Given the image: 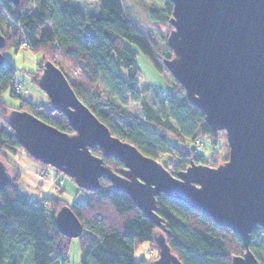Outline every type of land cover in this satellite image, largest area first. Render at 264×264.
Listing matches in <instances>:
<instances>
[{"label": "trees", "instance_id": "1", "mask_svg": "<svg viewBox=\"0 0 264 264\" xmlns=\"http://www.w3.org/2000/svg\"><path fill=\"white\" fill-rule=\"evenodd\" d=\"M88 1L99 8L85 16L71 0H19L17 5L0 0V31L6 41L2 54L25 45L33 53L41 54L44 63H54L78 99L112 135L158 160L174 176L192 164L217 167L225 162L219 158L217 141L212 142L207 157L196 145L206 137L215 138L204 114L190 102L183 86L164 65L165 60L173 57L168 37L163 38L154 29L160 41L162 38L161 43L158 36L156 40L154 34L139 27L125 11L122 0ZM156 2L158 6H151V22L169 25L171 32L173 3ZM128 44H134L156 70L169 75L167 91L140 79L137 53ZM5 59L0 67V159L5 162L7 158L13 170L12 182L0 191V264H66L72 239L60 233L55 216L67 204L60 198H49L42 205L20 193V172L7 152L24 150L8 116L13 110L27 111L63 132L73 134L74 130L68 118L51 104H34L14 94L20 102L15 109L2 99L4 92L13 93L20 85L15 79L16 67L6 56ZM42 70L40 66L32 73L36 86ZM129 102L140 105L139 115L126 108ZM92 153L102 157L105 165L116 172L124 168L118 160L105 158L98 147ZM162 156H170L171 160L164 162ZM40 164L45 169L49 167ZM86 192L88 199L84 203L67 205L84 228L77 238L80 264H151L155 258L149 262L136 260L135 252L147 241L159 252L154 238L162 230L144 216L129 195L113 189L108 180L101 179L96 191ZM156 213L165 226L167 243L183 264H232L233 257L245 253L244 244L235 233L217 226L179 200L158 196ZM249 248L259 264H264L262 228L252 233Z\"/></svg>", "mask_w": 264, "mask_h": 264}, {"label": "water", "instance_id": "2", "mask_svg": "<svg viewBox=\"0 0 264 264\" xmlns=\"http://www.w3.org/2000/svg\"><path fill=\"white\" fill-rule=\"evenodd\" d=\"M19 4V0H4ZM168 46L173 57L164 65L180 83L190 102L205 116L212 136L226 133L228 159L211 167L192 164L177 176L161 162L112 135L75 94L54 63L43 64L38 87L51 105L69 120L68 134L35 115L13 110L8 123L24 151L57 169L80 189L96 191L100 180L131 197L144 216L162 232L154 240L158 257L151 264H183L166 241L165 226L157 215V197L179 200L231 230L243 242L245 253L232 264H259L249 246L253 232L264 230V0H171ZM5 37L0 31L1 50ZM124 165L116 172L102 157ZM12 174L0 159V191ZM61 234L74 239L83 226L65 205L55 216Z\"/></svg>", "mask_w": 264, "mask_h": 264}, {"label": "rangeland", "instance_id": "3", "mask_svg": "<svg viewBox=\"0 0 264 264\" xmlns=\"http://www.w3.org/2000/svg\"><path fill=\"white\" fill-rule=\"evenodd\" d=\"M74 7L79 10L83 15L87 16L98 11V5L93 1L88 0H71ZM125 11L134 19L136 24L142 29L151 32L155 35V39L159 40V35L155 30H158L162 37H169L170 27L166 24L152 23L151 22V6H158L156 0H122ZM162 43V38L161 41ZM128 46L137 53V62L139 67V77L144 80L147 79L155 88L160 91H167L169 89V75L166 72H159L148 60V58L134 45ZM5 56L16 67L15 79L20 82L16 86L13 93L7 90L3 93L2 99L12 108L18 109L20 107L19 100L14 98V94L19 95L34 104H51L48 96L33 83L32 73L41 66L43 68V57L41 54L33 53L28 50L25 45H22L19 50H6ZM60 64H62L60 62ZM63 65V64H62ZM63 70L67 72L70 78L75 81V77L67 70L65 65L62 66ZM19 89L20 92H17ZM39 99V100H38ZM42 100V101H40ZM128 110L139 115L140 105L129 102L126 106ZM220 134V133H219ZM215 139L206 137L200 143L196 144L205 156H209L212 151V142L217 141V149L220 151L221 160H227L229 154V147L226 140V135L221 133ZM11 162L15 165L19 172L20 178L17 181V187L20 193L25 194L30 200H34L40 204L49 198H60L67 205L73 202L84 203L88 199V193L80 190L78 185L71 180L68 176L62 174L53 167L45 169L42 164L29 157L24 151L18 150L16 153L7 152ZM5 158V157H4ZM162 161L167 162L171 160L170 156H162ZM9 171L12 173V165L5 159ZM53 211V210H52ZM59 211V210H58ZM158 257V250L151 242L141 243L135 252L136 260L151 261L152 258ZM81 247L79 240L74 238L70 242V247L67 256L66 264H80Z\"/></svg>", "mask_w": 264, "mask_h": 264}, {"label": "built area", "instance_id": "4", "mask_svg": "<svg viewBox=\"0 0 264 264\" xmlns=\"http://www.w3.org/2000/svg\"><path fill=\"white\" fill-rule=\"evenodd\" d=\"M17 92H20V91H19V89H17ZM198 143H200V141H199V140L197 141V144H198Z\"/></svg>", "mask_w": 264, "mask_h": 264}, {"label": "crops", "instance_id": "5", "mask_svg": "<svg viewBox=\"0 0 264 264\" xmlns=\"http://www.w3.org/2000/svg\"><path fill=\"white\" fill-rule=\"evenodd\" d=\"M33 99H30V101H32ZM39 100V99H38ZM40 101H42V100H40Z\"/></svg>", "mask_w": 264, "mask_h": 264}]
</instances>
